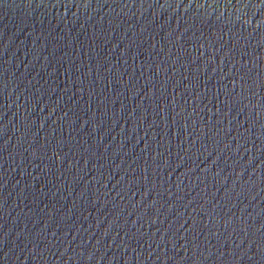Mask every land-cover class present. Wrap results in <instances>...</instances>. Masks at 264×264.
<instances>
[{"label": "water", "instance_id": "water-1", "mask_svg": "<svg viewBox=\"0 0 264 264\" xmlns=\"http://www.w3.org/2000/svg\"><path fill=\"white\" fill-rule=\"evenodd\" d=\"M0 264H264V0H0Z\"/></svg>", "mask_w": 264, "mask_h": 264}]
</instances>
